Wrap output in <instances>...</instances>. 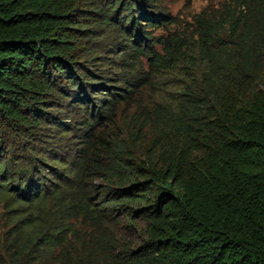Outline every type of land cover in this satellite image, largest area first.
<instances>
[{
	"label": "trees",
	"instance_id": "1",
	"mask_svg": "<svg viewBox=\"0 0 264 264\" xmlns=\"http://www.w3.org/2000/svg\"><path fill=\"white\" fill-rule=\"evenodd\" d=\"M178 22L0 0V264H264V0Z\"/></svg>",
	"mask_w": 264,
	"mask_h": 264
},
{
	"label": "rangeland",
	"instance_id": "2",
	"mask_svg": "<svg viewBox=\"0 0 264 264\" xmlns=\"http://www.w3.org/2000/svg\"><path fill=\"white\" fill-rule=\"evenodd\" d=\"M224 1L225 0H163V3L165 11L172 17L177 18L179 21L178 24L182 28L188 26L197 14L204 10L215 11ZM148 10L151 11V14L156 12L157 8L152 6L149 7ZM143 23L146 22L143 21ZM163 32L165 33L166 31L162 29L157 31V33ZM23 142V139L14 136V134L9 135L2 145V147H4L2 149V155H5V153L11 154L12 152H20V148L18 147H21ZM15 146L17 148H15ZM1 211L2 208L0 207V212Z\"/></svg>",
	"mask_w": 264,
	"mask_h": 264
}]
</instances>
